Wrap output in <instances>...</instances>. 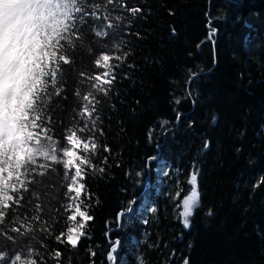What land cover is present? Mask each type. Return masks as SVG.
<instances>
[{
	"label": "trees",
	"instance_id": "16d2710c",
	"mask_svg": "<svg viewBox=\"0 0 264 264\" xmlns=\"http://www.w3.org/2000/svg\"><path fill=\"white\" fill-rule=\"evenodd\" d=\"M21 2L0 90V264H110L106 233L163 136L164 183L110 231L115 264H264V0Z\"/></svg>",
	"mask_w": 264,
	"mask_h": 264
},
{
	"label": "rangeland",
	"instance_id": "374dc122",
	"mask_svg": "<svg viewBox=\"0 0 264 264\" xmlns=\"http://www.w3.org/2000/svg\"><path fill=\"white\" fill-rule=\"evenodd\" d=\"M21 13L22 5L18 0H0V87L3 86L7 88L5 82L8 75L7 64L10 61L9 50L10 47H12V43L15 41L12 40V35L19 27L21 21ZM0 121H2L1 115ZM166 170L167 168L165 167L164 161L162 159L158 158L157 160H155V164L149 175L152 178L149 186H153L155 190H159L160 185L164 183L163 176L166 174ZM75 189L79 191L81 190V186L77 185ZM76 207L77 205L75 204V210ZM143 207H147V200L145 198L142 199L139 208ZM151 208L152 207H150V209ZM132 211L128 212V214L132 213ZM75 215L76 212L73 213V218L75 217ZM128 218L129 217H127V219ZM78 228L79 227L76 226L71 227L70 233L67 236V239L70 243H75L77 241Z\"/></svg>",
	"mask_w": 264,
	"mask_h": 264
},
{
	"label": "snow or ice",
	"instance_id": "6c2138e0",
	"mask_svg": "<svg viewBox=\"0 0 264 264\" xmlns=\"http://www.w3.org/2000/svg\"><path fill=\"white\" fill-rule=\"evenodd\" d=\"M129 11L132 12V13H137V12H139V9L136 8V7H132V8L129 9ZM128 54L129 53H127L125 56H127ZM118 66L119 65H115V68L118 67ZM115 79H116V76H115V73L113 72L112 73V79L110 81H107V83L111 86L112 83L115 81ZM109 89H110V87L105 91V93H104L105 96L108 95ZM175 103L179 104L180 101L177 100V101H175ZM97 119H99V117H97ZM164 123L166 125L167 121H165ZM207 146L208 145L206 144L205 147H207ZM96 147L98 148L99 145L97 144ZM101 171H103V170L101 169ZM187 183L191 187V191L188 194L183 196L182 201H181L182 211L180 212V216L182 217V223H183V225L185 227L189 226V224H190V219L189 218L192 216V214L194 212V209L198 205H200V192L198 191V188H197L198 171H193L191 173L190 179L188 180ZM176 196L179 198L180 197V192H177ZM81 202L83 203V201H81ZM82 211H83V217H81V224H80V226L78 228L79 239L77 240L76 245H74V246H77L78 241L81 239V237H83L85 235L84 229L87 226L88 222L92 221L94 219L93 216L89 215L88 211L83 210V209H82ZM151 211L155 212L156 209L152 208ZM209 214H211V213H209ZM118 215L119 216H123L124 213H119ZM84 217H86V219ZM115 243L118 245L119 242L117 241ZM115 253H116V247H112L111 251L108 253L107 259L109 261H115V259H116ZM93 255H94V253H93ZM184 264H187V261H185Z\"/></svg>",
	"mask_w": 264,
	"mask_h": 264
},
{
	"label": "water",
	"instance_id": "95a60500",
	"mask_svg": "<svg viewBox=\"0 0 264 264\" xmlns=\"http://www.w3.org/2000/svg\"><path fill=\"white\" fill-rule=\"evenodd\" d=\"M206 27H207L208 30H209V37H211L212 34H215V33L217 32V28L214 27V26L211 24V20H210V19H208V21H207V23H206ZM162 143H163V140L161 141V143H157V144H156L155 148H156V150H157V153H156L154 156L149 157V158H148V162H149V160H155V159H157V157L159 156V151H160V147H161ZM149 172H150V168H149V165H148V163H147V173H146V176H145V179H144V184H145L144 188H146V187L149 186V181H148V179H147V177H148V175H149ZM144 188H143V189H144ZM128 211H129V210H128ZM128 211L120 210V211L118 212V214H119V213H124V214H125V213L128 212ZM121 219H122V216L117 215V224H116L114 227H112L111 229H109V230L107 231V233H106L107 240H108V242L111 244V245H110V251H111V248H112V247H116V246H118L115 242H117V241L119 242V239H118V238H110L109 233H110V231H111L112 229H117V228H119L120 223H121ZM118 244H119V243H118ZM115 263H116V259H115V261H112L110 264H115Z\"/></svg>",
	"mask_w": 264,
	"mask_h": 264
},
{
	"label": "bare ground",
	"instance_id": "6f19581e",
	"mask_svg": "<svg viewBox=\"0 0 264 264\" xmlns=\"http://www.w3.org/2000/svg\"><path fill=\"white\" fill-rule=\"evenodd\" d=\"M163 141H164V136H163V139H162ZM158 143H161V141L160 142H158ZM159 157V156H158ZM158 157H157V159H158ZM157 159H155V160H157ZM155 160H153V161H155ZM149 161H152V160H149ZM150 168V167H149ZM150 172H151V170H150ZM150 172H149V175H150ZM147 173V172H146ZM148 175V177H147V179H148V181H149V176ZM146 176V175H145ZM149 185H150V181H149ZM149 188V186L148 187H146V188H144L143 190H141L139 193H138V195L136 196V197H134V199L132 200V202H131V204H130V208L128 209V210H126V211H128V212H131L132 210H134V203H135V201L140 197V196H143V194H144V192L147 190ZM141 204V203H140ZM140 206V205H139ZM138 206V207H139ZM128 212H126V213H128ZM119 243H120V240H119ZM119 245V244H118Z\"/></svg>",
	"mask_w": 264,
	"mask_h": 264
},
{
	"label": "clouds",
	"instance_id": "9594fccd",
	"mask_svg": "<svg viewBox=\"0 0 264 264\" xmlns=\"http://www.w3.org/2000/svg\"><path fill=\"white\" fill-rule=\"evenodd\" d=\"M37 75H39V72L37 73ZM48 145L45 144H41L40 146H38V151L42 154L47 150Z\"/></svg>",
	"mask_w": 264,
	"mask_h": 264
},
{
	"label": "flooded vegetation",
	"instance_id": "af4514ba",
	"mask_svg": "<svg viewBox=\"0 0 264 264\" xmlns=\"http://www.w3.org/2000/svg\"><path fill=\"white\" fill-rule=\"evenodd\" d=\"M191 191V189L187 192V194Z\"/></svg>",
	"mask_w": 264,
	"mask_h": 264
}]
</instances>
